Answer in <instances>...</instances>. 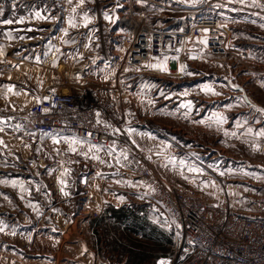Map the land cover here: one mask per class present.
<instances>
[{"label":"rangeland","instance_id":"obj_1","mask_svg":"<svg viewBox=\"0 0 264 264\" xmlns=\"http://www.w3.org/2000/svg\"><path fill=\"white\" fill-rule=\"evenodd\" d=\"M157 1L160 5H154L152 9L159 10L164 17L150 15V23L187 30L191 17H194L187 15L192 14L189 10L199 7L205 0L195 8L182 5L180 12L170 8L179 7L173 0ZM129 2L84 0V4L77 7L79 0H71V3L69 0H0L3 11L0 45L4 46V55L0 56V108H22L32 103L46 85L55 83L49 87L54 88L62 81L63 63L73 68L72 75L70 69L67 70L72 81L77 83L75 74L82 70V65L94 64L101 70V80L109 75L112 83L126 88L125 95H119L115 104L105 103L107 116L104 120L109 121L113 132L120 129L117 134L123 138L128 153L138 162L151 166L169 182L193 191L205 202L226 206L239 214H253L257 210L258 198L264 193V137L256 135L264 129V114L257 111L258 108L264 109L260 103L264 99V43H261L264 41V24L260 12L248 9L245 3H240L242 8L224 10L222 14L209 8L202 10V14L217 16L225 22L231 36L242 40L243 48L249 47L250 58L246 65L189 53L181 61L171 64V73L149 70L134 75L114 68V63L109 67L103 65V61L108 58L112 61L118 58L116 54L124 51V40L129 31L122 27L120 18L126 14ZM73 8H76L75 12ZM36 11L59 19H36ZM133 12L142 13L138 9ZM105 13L115 23L104 19ZM85 15L91 20L87 27L83 26ZM20 17L24 18V24L16 23ZM6 19L13 20V24H3ZM69 19H74L76 28L69 26ZM250 23L260 24V31L254 32L256 27ZM29 27L36 30L23 31ZM66 28L68 35L64 36ZM15 29L21 31H13L14 36L24 35L32 39L8 40L4 33ZM253 41L255 43H251ZM88 44L91 46L85 47ZM189 55L198 58L189 59ZM181 63L196 74H181L178 71ZM91 83L90 91L95 88ZM204 83L211 84L221 95L200 92L199 86ZM12 84L15 91L22 92L20 100L15 102L13 92L6 91ZM160 90L176 95L168 101L159 96ZM185 90L191 95L180 97ZM148 98L156 101L155 107L147 103ZM181 99H190L197 106L187 119L182 115L184 109L177 111ZM129 112L133 115H128ZM219 113L227 118L223 124L214 122ZM200 120L204 123L194 122ZM240 124L243 126H238ZM249 127L253 130L251 133L247 131ZM128 128L136 130L131 137ZM72 137L57 136L61 141L59 144L53 143L52 137L48 136L36 137V144L19 139L20 151L3 146L4 140L0 144V181L17 180L24 185L22 190L20 184L13 187L11 183L0 182V226L6 225L0 232V264H96L90 261L92 251L88 253V247L93 251L97 249L100 255H108L115 262L124 260L127 264L123 250L131 248L129 246L145 251L148 259L141 264H154L172 244L175 228L167 212L151 203L146 185L141 180L126 175L127 161L121 157L120 164L116 163L120 154L112 151L110 155L104 148L97 154L106 163L85 159L68 151L65 138ZM132 140L139 147L132 145ZM90 145L78 146L79 151L87 152ZM29 160L34 161L33 165H29ZM180 160L186 164L181 166ZM189 167L202 172H190ZM65 168L71 172L62 176ZM98 172L103 175H97ZM59 179L67 181L65 191L70 195L61 192ZM118 180L120 183L116 182ZM110 193L115 200L124 202L122 208L133 210L161 233L162 238L157 232L125 231L112 224L109 217L105 220L102 213L110 207L99 203L106 195L110 197ZM90 209L101 216L87 218L86 212ZM92 220H97L98 229L94 230V235L86 234L84 224ZM13 231L16 235L11 234ZM106 249L110 253L107 254Z\"/></svg>","mask_w":264,"mask_h":264},{"label":"built area","instance_id":"obj_2","mask_svg":"<svg viewBox=\"0 0 264 264\" xmlns=\"http://www.w3.org/2000/svg\"><path fill=\"white\" fill-rule=\"evenodd\" d=\"M222 3L227 10L242 8L236 1L205 0L202 5L190 10L192 14L188 13L189 17H194H191L187 30L152 24L148 13L135 14L130 3L126 14L120 18L122 27L129 31V36L124 40V51L116 54L118 58L112 61L106 59L103 65L109 67L114 63V68L122 71L130 69L126 72L128 74H145L148 69L139 72L134 69L149 62L154 63L152 58L162 57L164 53L176 55L174 50L177 48L180 49L179 61L193 53L199 57L246 65L250 58L249 50L235 43V36H231L225 22L217 16L202 14V10L207 8L217 10V5ZM258 5H264V0H259ZM170 8L178 11L176 7ZM257 9L264 17V7L257 6ZM205 28L209 29L207 33L202 31ZM205 35L209 38L207 48L199 43V39ZM173 62L169 60L167 73H171ZM61 73L62 81L38 94L41 102L37 103L35 99L22 108H0V120L7 121L1 126L32 144H36L38 136L64 135L81 137L97 145L107 146L115 142L114 152L120 154L125 150L123 138L105 122V103L96 98L94 90H89L90 84L72 81L67 69ZM44 97L49 99L44 100ZM44 108L50 111L45 113ZM97 112L100 113L99 117L96 116ZM98 120L105 123H98ZM17 125H20L19 129ZM88 133L92 135L88 136ZM128 161L126 175L146 185L151 203L166 211L174 224L170 249L154 264H159L162 259L170 264H264V193L257 200L256 212L239 214L226 206L205 202L193 191L169 182L151 166L138 162L130 153ZM28 163L33 165L34 161L29 160ZM149 186L155 191H151ZM86 215L91 219L101 216L90 210ZM102 215L108 217L111 212L104 210Z\"/></svg>","mask_w":264,"mask_h":264},{"label":"snow or ice","instance_id":"obj_3","mask_svg":"<svg viewBox=\"0 0 264 264\" xmlns=\"http://www.w3.org/2000/svg\"><path fill=\"white\" fill-rule=\"evenodd\" d=\"M69 2L71 3V0H69ZM183 2L187 3L188 5H190L191 7L195 8L198 4L202 3V0H183ZM237 2L239 3H244L245 0H237ZM252 3L254 6H261V7H264V5H257L256 3V0H252ZM84 4V0H79V4L77 5V7H80ZM217 7H220V5H217ZM73 12L76 11V8H73L72 9ZM44 12H47V9H44ZM3 15V11L2 9H0V16ZM34 17L36 19H39V20H52V21H56L58 20L59 18L58 17H55V16H50V15H44L42 14L41 11H36L34 13ZM104 19L106 20H109L110 22L112 23H115V20H113L111 18V16H109L107 13H105L104 15ZM24 18L23 17H20L19 20L16 21V23L18 24H24ZM3 24L5 25H12L13 24V20L11 19H6V20H3L2 21ZM91 23V20L89 17H87V15H85L84 17V21H83V26L84 27H87L88 24ZM68 24L71 28H76L77 27V24L74 22V19H69L68 21ZM223 27V25H222ZM36 29H33L31 27L27 28V29H23V31H27V32H31V31H35ZM13 31H16V32H19L21 31V29H15V30H9L7 32L4 33V35L6 36V38L8 40H13V39H20V40H24V39H32V37H26L24 35H19L18 37L14 36L13 35ZM204 33H207L209 31V29L205 28L202 30ZM68 35V29H64V36H67ZM74 42V41H73ZM51 43V41H50ZM65 43H68V41H65ZM199 43L204 47V48H207L208 45H209V38L205 35L203 36L202 38L199 39ZM91 44H88V45H85V47H90ZM170 47V46H169ZM3 48L4 46L3 45H0V56L4 55V51H3ZM56 51H59L58 49H56ZM176 55H167L166 53L162 54V57H153L152 60L155 61L154 63L153 62H149V63H146L144 65H141V67L139 68H136L134 69L135 71L139 72L141 71V69H148V70H153V71H162V72H169V68H168V62L169 60L171 61H179V52H180V49L177 48L174 50ZM198 57L195 56V55H189V59H197ZM130 69H124L125 72L129 71ZM178 71L183 74V75H195L196 73L194 71H189L188 69V65L186 64H179V68H178ZM105 79H108V77H105ZM146 87H155L154 85H146ZM234 87H239L238 85H234ZM6 91L7 92H13L15 95H20V93L18 91H15V86H10V87H7L6 88ZM199 91L200 92H203L205 95H221V93L217 92L215 90V88L211 85V84H208V83H204L202 85L199 86ZM28 93H25V95H27ZM176 94L173 93V94H168V93H165L163 90H160L159 91V96L163 97L165 100H168V101H171L173 99V96H175ZM189 95H191V93L188 91V90H185L184 92L180 93L179 96L180 97H188ZM44 100H48L49 98L48 97H44L43 98ZM245 103H248L249 101L247 100V97H244L243 98ZM37 100V103L41 102L40 101V98L37 97L36 98ZM147 103L153 107H155V103L156 101L152 98H148L147 99ZM197 106L193 103L192 100L190 99H181L178 106H177V111H179L180 109H184L185 111L182 113V115L184 116V118H188L189 115H190V111L194 108H196ZM253 107H255V105H253ZM43 111L45 113L49 112L50 109L48 108H44ZM257 111L261 112L262 114H264V109H260L258 108ZM128 115H133V113L129 112ZM96 116L99 117L100 116V113L97 112L96 113ZM9 119H12L11 117H9ZM226 117L222 114V113H219V114H216L215 115V118H214V122L217 123V124H223L226 122ZM98 123H105L104 121H101V120H98L97 121ZM195 123H204L203 120H200V121H194ZM7 121H3V120H0V125H4L6 124ZM246 123V122H245ZM240 127H242L243 125L240 124L238 125ZM17 129L20 128V125H17L16 126ZM0 131H3V127L0 126ZM115 132L119 133L120 132V129L119 128H116L114 129ZM136 130L133 129V128H128L127 129V132L129 134V137H131V134L133 132H135ZM248 133H251L253 130L251 127H249L247 129ZM226 135L228 133H225ZM45 135H51V134H48V133H45ZM92 133H88V136H91ZM231 135H235V133H231ZM256 135L258 136H261V137H264V129H261L259 130ZM52 139H53V143L55 144H59L61 141L59 139L56 138V136H52ZM65 142L68 144V151L71 152V153H74V154H78L80 156H83L85 159H93V160H98L100 161L101 163H106V161L104 160H101L100 156L97 154L99 151L103 150L104 148H107L108 151H109V154L111 155L112 151L115 150V142H113L112 145H97V144H91L88 151L87 152H82V151H79V148L78 146L80 145H84V144H89L90 142L85 140L84 138H81V137H72V138H65ZM0 144H3V140L0 139ZM132 145H135L136 147H139V145L137 144V142L135 140H132ZM58 151V150H57ZM128 150H122L120 152V155L118 157H116V163L117 164H120V161H121V157L123 158V160L125 161H128ZM159 155H163V153H158ZM175 159V158H173ZM130 163V161H128ZM179 164L181 166L185 165L186 162L183 161V160H180L179 161ZM109 167H111V165H109ZM188 171L190 172H193V173H201L202 170L201 169H198L196 167H189L188 168ZM71 172L70 169L68 168H65L64 169V172L62 173V176H67L69 175ZM115 174V173H114ZM97 175H103L102 172H98ZM221 175H223V173H221ZM185 179H187V177H185ZM2 183H11V185L13 187L17 186V184H20L19 181L17 180H12V181H0ZM117 183H120V181H116ZM59 183L61 184V192L65 195V196H68L70 195V193L68 191H65V188L67 187V181L64 180V179H59ZM142 184V182H141ZM130 186L132 187H138L140 185H137V184H130ZM20 187L22 190H24V185L23 184H20ZM150 190L151 191H155L154 188H151V186H149ZM145 195H147V193H145ZM7 198V197H5ZM23 198V197H21ZM143 198V197H141ZM119 199L123 200V197H120ZM54 211H57V209H53ZM0 224H2V222H0ZM4 227L5 226H0V232H3L4 231ZM12 235H16V232L13 231L11 233ZM159 264H170V262L168 260H165V259H162L159 261Z\"/></svg>","mask_w":264,"mask_h":264},{"label":"crops","instance_id":"obj_4","mask_svg":"<svg viewBox=\"0 0 264 264\" xmlns=\"http://www.w3.org/2000/svg\"><path fill=\"white\" fill-rule=\"evenodd\" d=\"M130 1H131V6H132L133 9H138L142 13H145V14L148 13V16L155 15L154 18H163L164 17L163 16L164 14L159 12V10L152 9V7L154 5H160V3L157 0H130ZM142 1H144V2H142ZM173 1L175 3H177V6H179V7H177V9H178L177 12H180L181 10H183V8L181 7L182 5L191 7L187 3L183 2V0H173ZM226 1L227 2H231V1H236L237 2V0H226ZM237 3H239V2H237ZM244 3H245V5L247 6L248 9H251V8H253L254 10L257 9V6L253 5L252 0H245ZM256 3L258 5L259 4V0H256ZM170 7H173V6H170ZM190 10H193V9H190ZM224 10H227V9H226L224 3H222V4H220V7L216 10V13L217 14H222V11H224ZM260 19L262 21V24H264V17L260 15ZM250 24L256 27V29H254V32H259L260 31L258 29V28H261L260 24H258V23L257 24L250 23ZM235 43L237 45H239L240 47H243V44H244L242 40H237L236 36H235ZM247 43L250 44L249 42H247ZM251 43H255V42L253 41ZM261 43H264V41H261ZM247 48H248L247 50H249V47H247ZM63 64L65 65V67H64L65 69H68V70L70 69V72H71V75H72V71H73L72 69L73 68H71V67L69 68L68 65L66 66L65 63H63ZM98 69H99V67L94 65V64H92L91 66H89V65L85 66V64H83L82 65V70L78 71L77 74H75V76H76L75 80L78 81L79 83H83V82L86 81V82H88L90 84V82H92L94 87H95L94 88V94H95L96 98L100 102L107 103V104H110V105H111V103L115 104V99L119 95H125L124 91L126 90V88L121 87L118 84L112 83V81H111L112 79L109 78V75L106 76V77H108V79L101 80V76H102L101 70H98ZM100 69H101V67H100ZM129 79H132V78H129ZM125 81L127 83L128 80L126 79ZM54 84L46 85V88L52 87ZM12 85H14V84H12ZM262 85L264 86V82H262ZM18 92L20 93V95H15L13 93V99H14L13 102L20 100L22 92H20L19 90H18ZM261 101H260L261 105L264 106V99H261ZM260 103H257V104H260ZM29 104H27V105H29ZM105 122L107 123L109 121L106 120ZM110 125H111V123H110ZM3 130L5 132L4 131L3 132L0 131V139L4 140V145L3 146L7 145V147L9 149H14V151H20V149H21L20 142L21 141L19 139H22V138L12 135L5 128H3ZM33 144H35V143H33ZM146 190H147V188H146ZM110 194H111L110 197L108 196L109 194L106 195L105 199L103 201H101L99 204L106 203V205H105L106 207L108 206V207L114 208V209H118V208L124 207V202H119V201L115 200L116 198H114L113 193H110ZM88 202L89 201H87V203H85V205H84L85 208L87 207ZM104 209H106V208H104ZM90 211H94V210L90 209ZM105 220H107L106 217H105ZM109 220H110V222L112 224H114L116 226H121L122 228H124L123 224H121V223H119L117 221H113V219H111V218H109ZM96 222H97V220H92V221H90V223H92V224H90L89 222L84 224L86 234L94 235L93 234L94 230L97 231V229H98L96 227V224H95ZM125 231H128V230L125 229ZM86 251H88V253H89V251H92V256L90 257V261H93L96 264H109L111 262H115L114 259L108 258V255H105V256L100 255L98 253L97 249H95L93 251V249L91 247H88V248H86ZM106 252H107V254L110 253L107 249H106Z\"/></svg>","mask_w":264,"mask_h":264},{"label":"trees","instance_id":"obj_5","mask_svg":"<svg viewBox=\"0 0 264 264\" xmlns=\"http://www.w3.org/2000/svg\"><path fill=\"white\" fill-rule=\"evenodd\" d=\"M111 212V215L108 216L111 219H115L117 222L124 225V228L128 231H132L134 233H141L142 231L146 232H157L154 228L150 227L142 218L138 217L137 214L128 208H108ZM158 233V232H157ZM161 233L158 235L162 238ZM165 238V235H164ZM131 248H125L123 250L124 254H127V264H141L147 261L148 256L145 251L140 249L139 247L129 246Z\"/></svg>","mask_w":264,"mask_h":264}]
</instances>
